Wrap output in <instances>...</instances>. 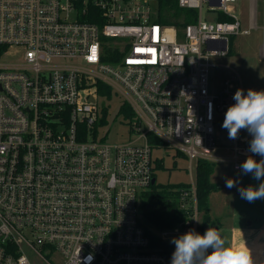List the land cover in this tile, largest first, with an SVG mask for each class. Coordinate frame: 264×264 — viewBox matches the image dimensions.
Listing matches in <instances>:
<instances>
[{"label":"built area","instance_id":"2783aa9c","mask_svg":"<svg viewBox=\"0 0 264 264\" xmlns=\"http://www.w3.org/2000/svg\"><path fill=\"white\" fill-rule=\"evenodd\" d=\"M215 1L178 0L198 12L179 30L159 21V0H0L1 56L15 59L0 64V264H171L172 238L199 233L197 163L221 160L217 129L243 89L237 76L212 92L210 70L256 28L231 11L237 0ZM112 93L135 113L132 141L98 132V98ZM148 134L191 172L183 219L152 237L142 204L159 158ZM251 138L233 140L236 169ZM251 258L264 264V244Z\"/></svg>","mask_w":264,"mask_h":264},{"label":"rangeland","instance_id":"374dc122","mask_svg":"<svg viewBox=\"0 0 264 264\" xmlns=\"http://www.w3.org/2000/svg\"><path fill=\"white\" fill-rule=\"evenodd\" d=\"M229 5L231 11L241 20L243 28H250L251 23H254L256 28L251 29L250 35H238L231 38L229 53L217 59L221 66L210 70V90L214 92L220 88L224 79L237 76L242 80L245 94L250 88L257 91L264 90V0H237ZM208 7L207 4L203 5V17L213 20L216 12L209 11ZM14 60L12 55L0 56V64ZM124 99L120 94L114 93L110 98H98L99 108L102 111L105 110L107 122L104 125H98L97 129L99 133L106 134L108 142H127L135 138V134L129 127V120L119 112V106ZM245 137H250L249 133L241 130L240 140ZM216 143L217 151L214 155L219 156L221 160L215 161L211 180L218 187L208 196L207 208L211 222L200 234L203 235L209 227L216 228L225 239L226 246L232 247L235 239L237 244L245 238L247 233H255L252 227L264 228V199L248 202L242 199L238 192L239 187L249 185L258 187L262 181L253 179L250 174L244 175L240 169L235 168L231 162L233 140L228 138L226 129H217ZM153 157L159 158L158 162H161L154 167L157 196L164 190L174 191L180 185L191 183L189 159L185 155L173 149L154 147ZM193 174H195V168L192 169ZM229 178L237 181L236 187L225 186L226 179ZM156 205L159 210H163L157 197ZM143 221L146 223L145 219ZM258 237V241H264V231L258 233ZM253 255L252 253L251 257Z\"/></svg>","mask_w":264,"mask_h":264},{"label":"clouds","instance_id":"9594fccd","mask_svg":"<svg viewBox=\"0 0 264 264\" xmlns=\"http://www.w3.org/2000/svg\"><path fill=\"white\" fill-rule=\"evenodd\" d=\"M233 100L235 103L227 108L222 128L227 130L231 140L238 139L241 130H246L252 137L248 151L253 155H249L239 168L242 174H250L262 182L258 187H239L238 192L242 199L254 202L264 199V90L250 88L245 94L244 89L238 88ZM256 155L261 157L259 161L254 159ZM225 186L236 187L237 181L226 179ZM170 242L175 245L171 264H253L247 247L234 249L226 246L221 233L213 227L206 229L203 235L190 229Z\"/></svg>","mask_w":264,"mask_h":264},{"label":"trees","instance_id":"16d2710c","mask_svg":"<svg viewBox=\"0 0 264 264\" xmlns=\"http://www.w3.org/2000/svg\"><path fill=\"white\" fill-rule=\"evenodd\" d=\"M159 21L164 24L174 25L177 29L185 27L188 23L193 22L198 17V12L193 9H185L178 5V0H159ZM218 19L229 21L230 17L220 13ZM3 53V49H0V56ZM100 93H102V87H100ZM119 112L123 113L129 120V125L135 119V113L131 106L126 103H121L119 106ZM107 121L104 117L101 120V124L104 125ZM149 142L152 146L159 142L151 134H148ZM161 162H158L160 164ZM215 162L200 159L196 167V193L198 199V208L202 214V221L199 226V233H202L207 225L210 224L211 217L207 208V199L209 194L215 190L218 186L212 182L211 176L213 174ZM155 175V173H154ZM156 176V175H155ZM154 184L150 191L145 193L144 202L142 204V215L146 221L145 230L146 234L151 236V227L163 228L172 226L176 222L183 219V211L178 208V193L180 188H188L190 185H180L174 191H163L157 196V188ZM156 197L159 198L163 210H159L156 205ZM212 224V223H211ZM153 235V234H152ZM152 237V236H151ZM245 239H242V241ZM240 241L236 244L237 249L240 248ZM155 243V241H154ZM243 246V245H242Z\"/></svg>","mask_w":264,"mask_h":264},{"label":"crops","instance_id":"0c3cea01","mask_svg":"<svg viewBox=\"0 0 264 264\" xmlns=\"http://www.w3.org/2000/svg\"><path fill=\"white\" fill-rule=\"evenodd\" d=\"M254 231H256L253 234H249L247 233L245 236V240L242 241V243L240 244V248H244L247 247L250 251V254H254L257 252V250L264 244V241H258L259 237H258V233H261L262 231H264V228H257V227H252ZM236 240V239H235ZM233 241V248L237 249L236 246V241ZM243 245V246H242ZM239 249V248H238Z\"/></svg>","mask_w":264,"mask_h":264},{"label":"water","instance_id":"95a60500","mask_svg":"<svg viewBox=\"0 0 264 264\" xmlns=\"http://www.w3.org/2000/svg\"><path fill=\"white\" fill-rule=\"evenodd\" d=\"M219 4H220V0H216L213 5L217 6ZM0 89H1V86H0ZM155 183H156V177H154L153 180H152V184H155Z\"/></svg>","mask_w":264,"mask_h":264}]
</instances>
